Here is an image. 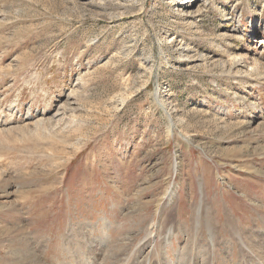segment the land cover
I'll return each mask as SVG.
<instances>
[{"label": "rangeland", "instance_id": "rangeland-1", "mask_svg": "<svg viewBox=\"0 0 264 264\" xmlns=\"http://www.w3.org/2000/svg\"><path fill=\"white\" fill-rule=\"evenodd\" d=\"M189 1L0 0V264H264V0Z\"/></svg>", "mask_w": 264, "mask_h": 264}, {"label": "bare ground", "instance_id": "bare-ground-1", "mask_svg": "<svg viewBox=\"0 0 264 264\" xmlns=\"http://www.w3.org/2000/svg\"><path fill=\"white\" fill-rule=\"evenodd\" d=\"M190 1H191V0H190ZM190 1H189V2H190ZM170 194H171V193H170ZM170 232H171V231H170ZM167 235H168V234H167Z\"/></svg>", "mask_w": 264, "mask_h": 264}]
</instances>
